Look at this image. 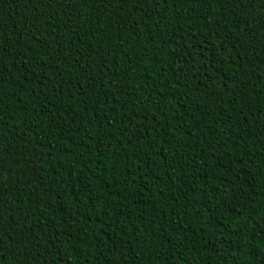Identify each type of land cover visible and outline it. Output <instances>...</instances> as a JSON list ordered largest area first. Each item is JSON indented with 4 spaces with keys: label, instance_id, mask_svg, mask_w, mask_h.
Masks as SVG:
<instances>
[{
    "label": "trees",
    "instance_id": "16d2710c",
    "mask_svg": "<svg viewBox=\"0 0 264 264\" xmlns=\"http://www.w3.org/2000/svg\"><path fill=\"white\" fill-rule=\"evenodd\" d=\"M0 264H264V0H0Z\"/></svg>",
    "mask_w": 264,
    "mask_h": 264
}]
</instances>
